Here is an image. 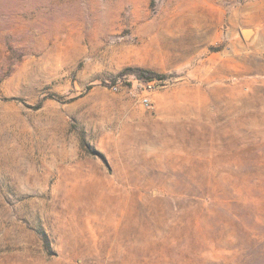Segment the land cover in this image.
Returning <instances> with one entry per match:
<instances>
[{
    "label": "rangeland",
    "instance_id": "374dc122",
    "mask_svg": "<svg viewBox=\"0 0 264 264\" xmlns=\"http://www.w3.org/2000/svg\"><path fill=\"white\" fill-rule=\"evenodd\" d=\"M0 264H264V0H0Z\"/></svg>",
    "mask_w": 264,
    "mask_h": 264
},
{
    "label": "built area",
    "instance_id": "2783aa9c",
    "mask_svg": "<svg viewBox=\"0 0 264 264\" xmlns=\"http://www.w3.org/2000/svg\"><path fill=\"white\" fill-rule=\"evenodd\" d=\"M151 83H152V82H147V86H148L149 89L152 88V84H151ZM141 102H142L143 104H145V105H149V103H150V98H149L148 94H147V95H143V96L141 97Z\"/></svg>",
    "mask_w": 264,
    "mask_h": 264
},
{
    "label": "bare ground",
    "instance_id": "6f19581e",
    "mask_svg": "<svg viewBox=\"0 0 264 264\" xmlns=\"http://www.w3.org/2000/svg\"><path fill=\"white\" fill-rule=\"evenodd\" d=\"M252 32H253V31H252V29H250V28H244V29H243V35H244L245 38H248L249 35H250Z\"/></svg>",
    "mask_w": 264,
    "mask_h": 264
}]
</instances>
